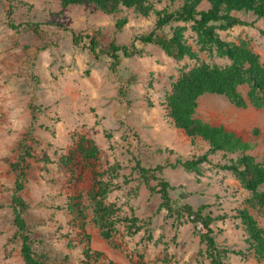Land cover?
Here are the masks:
<instances>
[{
    "label": "rangeland",
    "instance_id": "rangeland-1",
    "mask_svg": "<svg viewBox=\"0 0 264 264\" xmlns=\"http://www.w3.org/2000/svg\"><path fill=\"white\" fill-rule=\"evenodd\" d=\"M20 1L26 5L13 10L14 22L37 24L41 32L11 29L6 3L0 0V264H23L11 208L15 174L10 165L18 158L20 142L34 156L27 161L20 194L28 205L23 218L33 250L45 264H86L85 248L103 254L89 264H207L201 257L199 227L186 217L180 218V224L173 223L159 207V195L135 171L137 162L146 169L162 166L159 176L170 185L175 209L184 204L194 209L206 205L205 212L215 217L234 216L235 210L248 207V193L231 174L216 167L224 162L219 154L202 166L200 176L168 166L207 149L200 139L190 144L167 118L164 104L179 74L199 62L187 57L176 60L147 45L141 47V56L121 57L113 73L106 55L91 54L88 37L103 46L112 41L128 45L132 37L153 29L154 15L145 18L132 10L104 15L90 6L62 9L56 0ZM233 15L247 25L220 31L219 36L247 44L264 62L263 21L251 14ZM123 19L126 23L117 31L115 25ZM177 25L185 27L184 38L200 62L228 65L214 53L199 51L189 25ZM67 30L81 38L78 45ZM158 34L167 38L169 28ZM130 78L135 80L121 98L119 93ZM239 91L245 96L247 87ZM195 118L233 132L251 145L248 154L264 162V107H235L222 96L205 95L198 100ZM82 141L96 148L94 159L83 162L72 157ZM109 169L114 177L104 202L114 203L119 217L147 222L149 232L142 229L130 236L121 225L108 241L100 236L89 193L94 173L107 183ZM248 211L264 231V208ZM212 228L218 245L234 252L245 249L239 221L218 220ZM224 264L264 263L253 255L229 253Z\"/></svg>",
    "mask_w": 264,
    "mask_h": 264
},
{
    "label": "trees",
    "instance_id": "trees-1",
    "mask_svg": "<svg viewBox=\"0 0 264 264\" xmlns=\"http://www.w3.org/2000/svg\"><path fill=\"white\" fill-rule=\"evenodd\" d=\"M6 3L5 15L7 25L17 31L19 29H30L34 34L39 35L40 29L37 24L19 23L16 24L12 18L13 10L23 7L25 2L20 0H4ZM62 9L69 6H90L104 15H115L122 11L132 10L136 15L149 17L154 15V25L150 32L132 37L128 45H116L114 41L107 46L101 45L95 38L88 37L89 50L92 55H106L109 61V69L115 73L120 58L129 59L142 55V46L152 45L159 48L163 53L176 60L187 57L199 62L187 71H182L171 90L164 98L166 116L172 121L175 128L181 130L194 145L197 139L207 144V149L198 155L189 158H177L170 168L179 167L183 171L200 176L202 166L210 164L211 158L217 154L224 160L216 164V167L231 174L244 189L249 198L245 200L246 208L235 210L234 216L222 214L211 216L205 212L208 207L201 205L197 208L184 204L175 209L171 203L169 191L170 185L159 176L163 167L154 168L141 167L137 162L135 171L139 179L150 189L156 191L160 198V208L164 209L167 217L173 223L180 224V218L186 217L190 222L199 227L197 234L200 244L203 245L201 257L207 264H224L229 253L235 255H253L258 261L264 263V231L257 225L248 208H264V162L258 161L247 152L251 145L236 136L233 132L222 126H212L195 118V112L199 98L205 95L222 96L235 107H244L250 104L254 107H264V62L245 43H234L221 39L218 32L247 25L244 21L234 16L233 13L251 14L260 19L264 24V0H56ZM164 2L162 9L156 10L155 4ZM126 21L119 20L115 27L121 30ZM177 24L189 25L191 33L195 36L196 45L199 51L213 53L221 59L228 61V65L219 66L200 62L197 52L193 51L187 44L184 33L185 27ZM169 28L170 35L167 38L161 37L158 32ZM74 45H78L80 39L78 34L67 30ZM126 84L120 93L121 98L127 96L128 87L134 82ZM247 87L243 96L239 88ZM32 122L35 117L31 115ZM20 153L17 160L10 165L15 174L13 194L11 197V208L13 215V226L16 235L20 239V256L23 264H45L42 257L33 250L31 232L23 218L24 212L28 209L27 203L21 197L25 185V170L28 167V159H34L28 148L20 142ZM97 150L92 144L85 141L76 145L72 157L87 162L96 157ZM70 160H68L69 162ZM107 183L94 173L92 190L89 193L90 200L94 206V223L100 230V236L108 241L111 233L117 226H123L124 232L130 236L145 229L147 222H142L134 216L119 217L118 209L114 203H105L106 195L111 191V178L114 177L112 169L107 170ZM110 174V176H108ZM98 177H103L101 174ZM154 183L150 188L149 184ZM232 219L239 221V226L245 234V249L240 252L229 251L227 248L218 245L215 241L212 225L218 221ZM147 238L151 239V234ZM86 264L96 262L103 257V254L92 252L89 248L83 251ZM107 264H113L107 262Z\"/></svg>",
    "mask_w": 264,
    "mask_h": 264
}]
</instances>
